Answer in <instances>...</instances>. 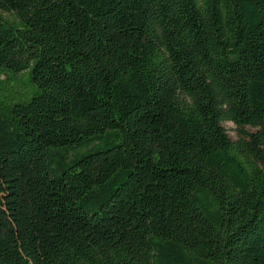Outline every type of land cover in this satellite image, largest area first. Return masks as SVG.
I'll return each mask as SVG.
<instances>
[{
  "label": "trees",
  "instance_id": "trees-1",
  "mask_svg": "<svg viewBox=\"0 0 264 264\" xmlns=\"http://www.w3.org/2000/svg\"><path fill=\"white\" fill-rule=\"evenodd\" d=\"M0 264H264V0H0Z\"/></svg>",
  "mask_w": 264,
  "mask_h": 264
},
{
  "label": "rangeland",
  "instance_id": "rangeland-1",
  "mask_svg": "<svg viewBox=\"0 0 264 264\" xmlns=\"http://www.w3.org/2000/svg\"><path fill=\"white\" fill-rule=\"evenodd\" d=\"M3 17H9V15L7 14H2ZM223 127L224 129L227 131L228 136L232 139L235 140L236 139V131H235V127L232 123H223ZM248 131H252V129L248 128Z\"/></svg>",
  "mask_w": 264,
  "mask_h": 264
}]
</instances>
